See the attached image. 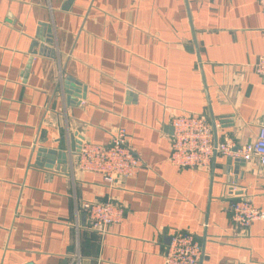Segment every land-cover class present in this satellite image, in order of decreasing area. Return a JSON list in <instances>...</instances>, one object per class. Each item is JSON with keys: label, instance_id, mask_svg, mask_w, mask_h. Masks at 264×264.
<instances>
[{"label": "crops", "instance_id": "crops-1", "mask_svg": "<svg viewBox=\"0 0 264 264\" xmlns=\"http://www.w3.org/2000/svg\"><path fill=\"white\" fill-rule=\"evenodd\" d=\"M263 53L258 0H0V264L77 252L82 264H164L178 231L200 241V264H264V219L239 230L230 208L250 198L264 212V168L220 153L203 168L169 160L178 114L206 116L217 142L257 138ZM68 77L84 97L68 102ZM119 128L140 165L109 187L78 151ZM108 199L125 215L99 233L81 204Z\"/></svg>", "mask_w": 264, "mask_h": 264}, {"label": "built area", "instance_id": "built-area-1", "mask_svg": "<svg viewBox=\"0 0 264 264\" xmlns=\"http://www.w3.org/2000/svg\"><path fill=\"white\" fill-rule=\"evenodd\" d=\"M262 6L264 19V0ZM255 72L264 76V53L258 56L254 65ZM172 143L169 160L172 164L185 168L208 167L217 153L245 162L256 161L264 168V126L257 138L242 146H235L225 140L214 139L213 128L206 116L182 113L171 121ZM140 157L129 145L128 133L119 128L109 144L85 142L78 151V168L84 172L100 173L109 187L121 178L136 174ZM232 220L239 230H246L252 222L264 219V212L258 209L250 198L235 200L230 205ZM81 209L87 216L89 226L104 233L112 224L122 221L124 208L113 199L106 201H85ZM203 247L194 234L178 231L167 244L164 264H200ZM71 264H82L81 254L77 252Z\"/></svg>", "mask_w": 264, "mask_h": 264}, {"label": "water", "instance_id": "water-1", "mask_svg": "<svg viewBox=\"0 0 264 264\" xmlns=\"http://www.w3.org/2000/svg\"><path fill=\"white\" fill-rule=\"evenodd\" d=\"M42 26H43V28L40 29L41 33L44 32L45 24H43ZM40 37H41L42 42L46 41V38L43 36V34ZM40 51L41 52H44V51L47 52L48 48L45 46H41ZM49 53L51 56L55 55V52H53L52 50H49ZM28 69H29V66L27 67L26 72ZM75 85L80 86L81 84H80V82H76L75 80H73V78H71V77L66 78L64 81V89H65V93L67 94L66 98H67L68 102L74 101L75 98L80 99V98L84 97L83 96L84 94H81L80 90L75 89ZM39 157H41L42 160L46 159L50 164L54 163L56 161V159H61L59 161L65 163V162H67L68 154L66 152H54L53 150L48 151L45 149H41L39 151ZM230 159H232V158H230ZM235 161L240 162V163L244 162L242 159H235ZM27 264H33V263H27Z\"/></svg>", "mask_w": 264, "mask_h": 264}]
</instances>
